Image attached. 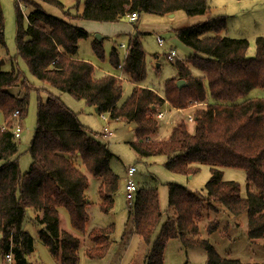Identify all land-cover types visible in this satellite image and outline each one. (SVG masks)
I'll return each instance as SVG.
<instances>
[{
    "label": "trees",
    "instance_id": "obj_1",
    "mask_svg": "<svg viewBox=\"0 0 264 264\" xmlns=\"http://www.w3.org/2000/svg\"><path fill=\"white\" fill-rule=\"evenodd\" d=\"M62 8L57 0H39ZM83 2L80 18L100 23H117L131 14L166 16L184 11L189 16L210 11L209 0H74ZM17 52L37 80L61 93H67L111 121L134 125L137 141L131 143L141 158L163 156L165 168L172 173L195 175L200 165L210 166L211 177L205 193L169 184L168 219L146 255L144 264H164L165 248L179 240L186 248H202L209 264H243L223 259L213 246L199 238V224L204 212L225 209L234 217L248 216L250 240L264 239V99L234 104L258 88H264V38L256 39V54L248 56L250 43L223 36L226 18H210L196 26L179 30L177 38L193 53L176 60L178 78L165 83L163 93L135 86L130 97L120 105L123 81L115 75L95 77V67L77 59L80 40L88 33L62 19L48 15L40 6L26 17L17 4ZM6 47L3 13L0 9V51ZM128 53L120 61L116 48L110 65L122 66V73L134 85L146 78L145 53L139 36L129 38ZM93 51L103 58L101 45ZM0 56V62H1ZM11 71L0 64V253L12 254L14 264H29L35 251L34 239L24 230L29 210L41 213L35 219L41 227L40 240L59 264H78L79 251L91 260L104 259L112 246L114 226L93 228L89 222L86 198L88 174L100 180L98 196L102 213H110L120 190V180L111 167L113 154L107 144L93 136L78 116L57 97L49 95L38 102L37 125L28 149L32 164L22 174L18 144L10 121L16 112L24 120L28 114L32 90L15 60ZM199 72V76L194 75ZM20 86L23 96L9 90ZM168 102L173 108L193 113L195 131L185 124L175 127L165 140H156L160 124L156 115ZM158 137V136H157ZM221 168L246 172L248 193L241 197L240 186L223 180ZM85 169V172L83 171ZM133 230L147 244L158 227L163 213L156 189H140L129 207ZM211 222L209 233L217 230ZM88 242L90 243L89 245Z\"/></svg>",
    "mask_w": 264,
    "mask_h": 264
},
{
    "label": "rangeland",
    "instance_id": "obj_2",
    "mask_svg": "<svg viewBox=\"0 0 264 264\" xmlns=\"http://www.w3.org/2000/svg\"><path fill=\"white\" fill-rule=\"evenodd\" d=\"M57 1L62 4V8L39 0H20V5L17 0H0L6 43V47L0 51L1 59L4 61L2 70L11 71V61L15 60L25 80L32 88L29 94V108L26 118L21 120L19 112L16 118L14 116L10 118L14 128L19 125L22 129L20 138L16 139L20 170L22 174H25L32 164L28 149L37 125L40 98L43 101H46L49 95L59 98L66 107L77 114L80 123L97 139L103 140L101 131L105 124L108 125L112 131V136L108 140L109 151L113 154L110 164L119 177L122 189L116 195L113 210L106 215L101 212L100 203H98L100 199L96 181L99 179L90 183L88 196L86 193V198L90 202L87 232L93 228L114 226L112 237L109 236L112 246L108 255L101 260H91L85 256L84 249L80 250L78 264H144L146 255L152 249V244L168 219L169 184H179L194 193L204 194L205 185L211 177V167L200 165L195 175L186 176L167 170L165 168L166 158L163 156L141 158L131 146V143L137 141L134 125L115 121L109 122L108 120L105 122L86 102L78 101L67 93H61L32 76L17 52L18 10L16 5H19L24 16V25H26V17L35 9L36 4L48 15L85 30L88 33V38L79 41L77 56L95 67L96 78H103L111 72L120 73V76L117 77L123 81V95L119 102L122 105L132 94L135 85L126 78L122 69L114 70L111 67L110 59L112 50L117 48L120 61H124L125 52L127 50L128 53L129 50V36L141 34L140 41L145 53L146 69V78L142 85L162 94L165 83L178 75L176 60L185 61L193 53L177 38L176 33L179 30L204 23L210 18L225 17L226 30L223 32V36L247 40L250 43L247 54L252 57L256 54V39L264 38V0H209L211 9L205 15L189 16L184 11L166 16L144 14L133 24L124 20L117 23L86 21L80 18L83 2L78 5L74 0ZM160 37L165 39V44L162 46L158 41ZM95 41L102 47V59L98 58L93 51ZM122 44L126 46L125 49L121 47ZM171 49H174L177 54L174 62L168 61L166 58ZM194 75L199 76V72L194 71ZM9 91L14 95L23 96L24 94L20 86L13 87ZM253 99H264V88L253 90L234 104H241ZM170 108L175 112L171 116H166ZM195 110L173 108L168 102H165V107L161 111L166 117L157 120L162 128V134L160 130L156 140H165L172 130L180 124H185L188 131L194 133L195 123H189L187 117ZM4 125H6L4 117L0 114V127ZM132 166L137 169L133 179L138 187L140 189H156L159 194L163 216L152 236L151 244L145 243L141 237L134 233L132 220L129 217L131 205L124 192L128 179V168ZM221 170L223 180L237 183L240 186L241 197H246L248 193L246 172L235 168H221ZM83 171L85 172V169ZM37 217H42L41 213L29 210L24 223V230L31 234L35 245V251L28 257V262L29 264H59L39 238L41 227L35 221ZM214 221L218 225L217 230L209 233V225ZM199 229L198 237L207 240L223 259L239 260L243 264H264V239H249L246 213L234 217L223 208H220L217 213L208 214V212H204ZM89 244L88 242L87 245ZM0 264H10L5 261V256L1 253ZM164 264H209L208 253L202 248H186L179 240H171L165 248Z\"/></svg>",
    "mask_w": 264,
    "mask_h": 264
},
{
    "label": "built area",
    "instance_id": "obj_3",
    "mask_svg": "<svg viewBox=\"0 0 264 264\" xmlns=\"http://www.w3.org/2000/svg\"><path fill=\"white\" fill-rule=\"evenodd\" d=\"M17 1L19 2L20 0H17ZM20 4L21 3L19 2V5ZM129 19H130L131 22H135V21H137L139 19V16L136 15V14H131L129 16ZM158 41H159V44L161 46L165 44V40L162 37H160L158 39ZM166 58H167L168 61L174 62L176 60V58H177L176 51L171 49L169 51V53L166 55ZM203 105L204 104H197V105L192 106L191 108H195V107L203 106ZM17 115H18V112H17V114L14 115V117L16 118ZM106 116H107L106 114L102 115L103 120L107 119ZM163 117H164V112H162L161 110L158 111V113L156 115L157 120H161V119H163ZM187 119H188L189 123L195 122V117L193 116V114H189ZM2 128H5V125ZM13 131H14L15 138L16 139L20 138L21 131H22L21 127L19 125H16ZM106 135H109V133H106ZM136 172H137V169H136L135 166H132V167L128 168V179L126 181V186H125V195H126V199L128 200L130 205L133 204L134 199L136 197V194L140 191V188L138 187L137 183L133 179V177L136 174ZM5 261L7 263L13 264L14 263L13 255L11 253L5 255Z\"/></svg>",
    "mask_w": 264,
    "mask_h": 264
},
{
    "label": "crops",
    "instance_id": "obj_4",
    "mask_svg": "<svg viewBox=\"0 0 264 264\" xmlns=\"http://www.w3.org/2000/svg\"><path fill=\"white\" fill-rule=\"evenodd\" d=\"M174 15H175V13H174ZM139 20V19H138ZM137 20V21H138ZM123 21V20H122ZM124 21L126 22L127 21V23H129V24H133V23H135V22H137V21H135V22H130L129 21V17H127L126 19H124ZM141 35V34H140ZM140 35H138L139 36V39L141 40V36ZM137 36V35H136ZM132 37H135V36H129V38H132ZM165 40V39H164ZM141 42V41H140ZM141 44H142V42H141ZM121 47H123V49H125L126 48V46L125 45H121ZM117 49V48H116ZM174 50V49H173ZM117 51H118V49H117ZM127 55V50H126V52H125V56ZM77 57V59H79V60H81V58H79L78 56H76ZM121 69V68H120ZM108 75H115V76H120V73H113V72H111V74H108ZM179 76L177 75V77L176 78H174V79H177V80H180L179 78H178ZM135 86H139V87H143V88H146V87H144L143 85H142V83L141 84H139V85H135ZM152 90H154V89H152ZM154 91H156V90H154ZM156 92H158V91H156ZM158 93H160V92H158ZM199 107V106H198ZM197 107H195V108H188L187 110L188 111H192V110H194V109H196ZM93 110H94V112H95V108H93ZM173 112H175V111H173L171 108L169 109V111H168V113L166 114V116H171L172 114H173ZM96 113V112H95ZM97 115H99L98 113H96ZM190 114H193V113H190ZM189 115V114H188ZM100 117H102V115H99ZM164 116H165V114H164ZM165 116V117H166ZM106 117H108L106 120H104L105 122H107V120L110 122L111 120L109 119V116H106ZM103 119V118H102ZM113 122V121H112ZM193 123H195V122H193ZM162 129V128H161ZM130 130H131V128H130ZM22 132V131H21ZM106 133H109V135H106ZM161 134H162V130H161ZM112 136V131L110 130V127L108 126V125H106L105 124V126H104V128L102 129V131H101V137L103 138V140H101L103 143H105V144H107L108 145V143H109V138ZM169 137V136H168ZM167 137V138H168ZM166 138V139H167ZM88 178H89V186H90V183L91 182H93V181H96L97 179L96 178H94L93 176H91L90 174H88ZM97 182V190H98V187H99V185H100V181L98 180V181H96ZM122 185H121V183H120V189H122V187H121ZM125 193V192H124ZM87 196H88V191H87ZM98 203H100V201L98 202ZM112 237V236H111Z\"/></svg>",
    "mask_w": 264,
    "mask_h": 264
},
{
    "label": "water",
    "instance_id": "obj_5",
    "mask_svg": "<svg viewBox=\"0 0 264 264\" xmlns=\"http://www.w3.org/2000/svg\"><path fill=\"white\" fill-rule=\"evenodd\" d=\"M173 16V15H172ZM4 63L3 60H1L0 64L2 65ZM177 85L179 88H181L182 86L185 85V81L184 80H178L177 81ZM95 112L98 113V108H95Z\"/></svg>",
    "mask_w": 264,
    "mask_h": 264
}]
</instances>
